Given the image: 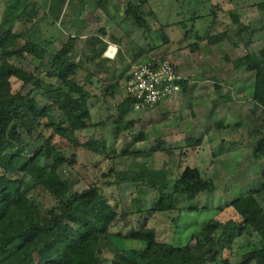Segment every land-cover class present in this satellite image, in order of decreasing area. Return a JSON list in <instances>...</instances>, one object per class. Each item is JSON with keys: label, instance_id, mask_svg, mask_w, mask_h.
Instances as JSON below:
<instances>
[{"label": "trees", "instance_id": "obj_1", "mask_svg": "<svg viewBox=\"0 0 264 264\" xmlns=\"http://www.w3.org/2000/svg\"><path fill=\"white\" fill-rule=\"evenodd\" d=\"M65 1L51 2L59 3L61 10ZM149 1L129 0L122 16L142 29L146 36L152 35L151 21L159 20L157 12L147 6ZM27 3L25 0L7 7L0 22V264H264V191H252L233 199L227 207H232L238 218L210 219L191 234L187 244L177 246L157 238L156 229L149 226L148 215L178 209L180 194L184 202L195 200L205 191L214 192V179L199 167L188 165L171 180L164 169L153 168L148 163L155 151H117L102 136L95 139L93 146L85 147L96 156L111 160L114 180L110 185L129 182L159 190L151 208L145 206L139 196L134 197L133 211L140 216L138 223L130 225L125 233L115 229L122 221L126 225L130 223V212L117 202L113 204L98 184L79 191L62 177L60 168L75 161L67 155V149L84 146L77 132L103 125L102 121L92 120V94L98 95L97 90L103 87L102 94L113 96L117 84H109L111 64L102 56L103 51L92 57L96 59L92 71L84 69L80 60L76 61L74 52L78 38L72 36L52 53L50 69L45 72L41 67L51 40H42L38 25L47 13L40 11L38 1L34 8ZM255 5L261 17L250 23L242 21L237 8L229 10L244 50L237 58L227 59L236 69L255 72L253 100L264 109V48L249 50L255 34L264 29V1ZM220 9V5L214 6L204 16L194 13L192 19L211 16L214 25L218 11H223ZM167 26L160 24L164 43L169 41L164 32ZM228 35V31L214 33L209 29L198 36L194 45L199 39H206L209 45L221 44ZM27 54L39 61L34 70L16 63ZM46 76L58 79L59 83L47 81ZM13 77L23 82L21 90L13 89ZM179 83L181 92H187L190 87L187 78L183 77ZM216 87L220 86L216 84ZM26 88L28 91L24 90ZM40 91L47 104L36 98V92ZM231 97V91H227L223 99L227 102ZM136 103L137 100L125 92L118 110L124 112L134 108ZM54 108L64 117L57 119ZM216 123L218 127L223 126L220 121ZM134 124L130 120L119 125L127 130ZM57 137L59 143L55 141ZM134 137L139 142L147 140L149 134L141 132ZM201 144L202 139L191 138L187 146L196 148ZM159 152L169 154L172 149L160 148ZM252 152L257 159L264 157V135L257 139ZM121 156L133 158L130 169L115 168L114 162ZM32 183L47 192L51 205L29 195ZM186 208L179 207L180 210ZM143 214L148 215L143 217ZM246 236L254 239L246 242L243 250L234 251L235 242ZM126 239L140 240L145 245L128 247L123 243Z\"/></svg>", "mask_w": 264, "mask_h": 264}, {"label": "rangeland", "instance_id": "obj_2", "mask_svg": "<svg viewBox=\"0 0 264 264\" xmlns=\"http://www.w3.org/2000/svg\"><path fill=\"white\" fill-rule=\"evenodd\" d=\"M251 1L150 0L147 6L155 10L159 18L158 21H151V36L144 35L142 29L133 25L130 20H124V16L118 19L119 22L116 19L115 24L103 27L109 30L107 34L110 40L115 37V41H118V52L109 74V84L116 82L117 87L113 96L102 94L105 90L103 87L102 91L97 90L98 95L92 94L90 99L92 120L102 121L103 125L77 132L83 138L84 146L67 149V155L74 157L75 161L73 164H64L60 168V174L75 190L80 191L98 184L113 204L117 202L122 209L131 213L128 217L130 223L126 225L122 221L115 230L125 233L130 225L138 223L140 215L133 211L134 197L139 196L145 206L151 208L159 196V190L146 186L137 187L129 182L118 186L110 185L114 180L110 172L111 160L96 156L85 148L93 146L97 137H104L107 144L115 146L117 151L123 149L155 151L148 163L153 168L164 169L171 180L188 165L199 167L204 174L214 179L216 186L214 192L205 191L195 200L184 202H181L180 194L178 209L143 214V217L149 216V226L156 229L159 240L177 246L187 244L191 234L199 231L210 219L225 221L229 218H238L236 211L232 207H227L233 199L252 191H264V157L257 159L252 152L257 139L264 135V110L256 102L249 104V101H252L255 72H249L245 68L236 69L227 59L237 58L244 50L235 33L236 26L232 22L228 8L241 10L239 6H247ZM217 5H220L223 11H218L214 25L211 16L192 19L194 13L204 16ZM245 11L243 13L246 21L254 18L249 9ZM259 16L260 14L256 17ZM41 21L38 27L42 40H52L41 67L46 72L50 69L49 59L52 53L57 51L72 33L80 39L78 35L81 31L68 29L64 32L63 23L56 25L49 17ZM160 24L168 25L164 30L169 36L167 43L161 38ZM95 29L90 27L88 33L91 34L94 30L96 34ZM209 29L214 33L228 31V39L216 45H209L206 39H199L198 44L194 45L198 36L205 34ZM263 34L259 32L254 38L258 39ZM82 42L84 44L83 39L80 47L74 52L75 59L80 60L84 69L92 70L96 59L85 55L86 49L85 46L82 47ZM154 45L155 49L142 51ZM149 58H166L172 61L182 76L189 81L188 91L186 93L182 91L171 107L156 105L141 109L131 107L121 112L118 105L125 96L129 71ZM16 63L28 70H34L39 61L27 54L16 60ZM45 79L59 83L56 78L46 76ZM12 84L15 91L22 89L23 82L15 77L12 78ZM216 84L220 87H216ZM29 88L24 90L28 91ZM227 91H231L232 99L226 102L223 96ZM35 95L41 103H48L41 91ZM53 114L57 119L64 117L57 108H54ZM130 120L135 122L134 126L123 130L119 124ZM219 121L223 123L222 127L217 126L216 122ZM141 132H147L149 138L136 142L134 136ZM191 138L202 139L201 146L196 148L187 146ZM55 141L59 143V137ZM162 147L172 149V153L159 152ZM175 149L177 151H174ZM180 149L185 151L182 152ZM132 159L131 156L116 158L115 168L120 171L130 169L134 162ZM28 190L30 196L51 205L49 195L38 184H29ZM181 206L187 208L180 210ZM188 207H193L194 210ZM253 239V236L241 237L235 242L234 251L243 250L244 244ZM101 243H105L104 237ZM123 243L128 247L137 248L145 245L143 241L132 239L123 240Z\"/></svg>", "mask_w": 264, "mask_h": 264}, {"label": "crops", "instance_id": "obj_3", "mask_svg": "<svg viewBox=\"0 0 264 264\" xmlns=\"http://www.w3.org/2000/svg\"><path fill=\"white\" fill-rule=\"evenodd\" d=\"M24 1L25 0H0V14H1L0 15V22L2 20L4 10L7 7H9L13 3H17V2H19V4L20 3L22 4V3H24ZM26 1H28L27 4H30V6L32 8H34L36 6L35 1H38L39 4L41 5V6L39 5V7L42 8V9H40V11L47 13L46 16L51 18V21L53 23L55 22L56 25H58V24L60 25V23H63V25H64L63 31L64 32H65V30H68V29L69 30L73 29L75 31L76 30L81 31V34L79 33V35H78L80 37V39L76 35H74L73 33L71 35H69V37L72 36V37L78 38L77 42H76L77 45H76L75 51L80 47V43L83 39L84 44L82 42V44H83L82 47L84 48V46H85V49H86L85 55L93 57V56H95L96 52L103 51L102 56L107 58L111 65L115 62V60H113V59H115L117 53H116L115 57H109L106 54V50L110 44H113V45H116L117 52H118V41L117 42L115 41L116 40L115 37H113L110 40L109 36H108L109 34H107V32H109V30H107L103 27L107 28V26L109 27V26H111V24L112 25L115 24L114 20L117 19V21H118V19H120L121 16H124V12L126 10V5H127V2L129 0H66L64 3V6L62 7L61 10L59 8L60 5L57 2H51L49 0H26ZM133 1H136V0H133ZM262 1H264V0H262ZM256 2H258V1L252 0L247 6H244V5L239 6V8L241 10L238 9V11L241 14L242 21L244 23L255 22L258 19H260L261 14H260L258 7L255 5ZM228 9L232 10V9H234V7H231ZM246 9L247 10L249 9V12L254 16V18H251V19L249 18L247 21L244 19L245 14L243 12ZM259 14H260V16L256 17ZM40 25H41V23H40ZM75 26H78V28H75ZM90 27L96 28L95 29V30H97L96 34H94V30L91 34L88 33V29ZM235 29H236V27H235ZM85 32H87V33L84 34ZM259 32L264 33V29H262ZM259 32H257V33H259ZM78 44H79V46H78ZM88 45H90V46H88ZM262 48H264V34L262 35V37H260L258 39L254 38V42L249 46V50L257 51V50L262 49ZM79 55H81V53ZM93 69H94V67H93ZM87 70H90V69H87ZM253 87H254V85H253ZM253 94H254V88H253V93H252V97H251L252 101H249V104L255 102L253 100ZM179 96L180 95H178L174 99L163 101V102L157 104L156 106H160V107L161 106H163V107L170 106L171 107V105L174 104V102L179 98ZM261 108L263 109L262 106H261ZM144 141H146V140H144ZM139 142H142V141H139ZM161 144H164V143H161ZM162 148H164V147H162ZM135 150H137V149H135ZM138 150H141V149H138ZM174 151H177V149H175ZM183 151H185V150H183Z\"/></svg>", "mask_w": 264, "mask_h": 264}, {"label": "built area", "instance_id": "obj_4", "mask_svg": "<svg viewBox=\"0 0 264 264\" xmlns=\"http://www.w3.org/2000/svg\"><path fill=\"white\" fill-rule=\"evenodd\" d=\"M116 53V45L110 44L106 54L109 57H115ZM182 79L183 76L172 61L168 59L146 60L129 71L125 91L128 96L137 100L134 108L141 109L177 96L182 90L179 83Z\"/></svg>", "mask_w": 264, "mask_h": 264}]
</instances>
